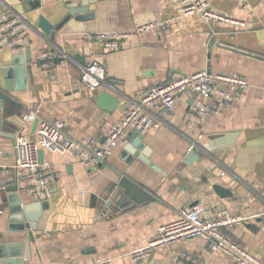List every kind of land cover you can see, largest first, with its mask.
<instances>
[{
    "label": "crops",
    "instance_id": "obj_1",
    "mask_svg": "<svg viewBox=\"0 0 264 264\" xmlns=\"http://www.w3.org/2000/svg\"><path fill=\"white\" fill-rule=\"evenodd\" d=\"M80 1L42 0V12L33 14L43 13L56 25L68 14L67 5ZM178 1L94 0L90 4L92 19L71 17L52 38L38 27L20 0H0V11L11 9L30 24L33 61L27 66L32 74H14L7 79L13 99L4 107V118L11 122L5 128L18 126V133L30 140L36 139V131L23 117L38 108L44 115L66 121L75 137L102 139L124 111H101L93 97L102 90L126 103L137 91L202 70L239 73L250 85L246 96L231 108L204 116L192 127L185 121L192 97L185 95L174 114L162 117V127L145 135L151 148L149 158L160 171L137 162L143 170L137 179L155 197L153 201L120 206L118 196L103 199L119 180L121 168L127 167L122 154L129 139L136 137L132 128L110 159L96 167H86L78 156L45 152L59 172L46 196L35 200L24 190L18 191L22 206L30 207L31 215L37 217L36 229H25L14 216L11 198L16 194L0 186V242H21L32 232L35 241L29 264H93L105 259L115 264H236L223 252L213 251L202 238L181 240L140 262L132 260L134 249L146 245L161 225L176 220L183 208L198 200L212 208L226 206L233 214L244 216L246 221L228 233L264 259V0H244L242 5L238 0H209L216 11L239 22L223 25L207 22L198 14L184 15ZM171 18L174 20L166 29L133 34L126 46L115 51L85 37L86 32L132 31L147 19ZM46 48L65 53L67 64L45 73L39 55ZM20 53L0 49V79L4 69L11 67L13 55ZM93 61L104 63L107 70L108 84L96 91L80 79L82 67ZM194 141H214L220 147L186 164ZM14 143L0 138V165L14 164ZM1 182L14 184L11 172ZM217 183L231 194L218 193L214 189Z\"/></svg>",
    "mask_w": 264,
    "mask_h": 264
},
{
    "label": "built area",
    "instance_id": "obj_2",
    "mask_svg": "<svg viewBox=\"0 0 264 264\" xmlns=\"http://www.w3.org/2000/svg\"><path fill=\"white\" fill-rule=\"evenodd\" d=\"M244 2L238 0L239 5ZM178 5L184 15L198 14L213 24L239 23L216 11L209 0H179ZM173 20L147 19L136 24L132 31L86 32L85 37L98 41L107 51H115L126 46L131 35L164 30ZM29 28L30 24L23 15L11 9L3 10L0 14V49L10 48L17 53L24 52L31 40ZM67 59L65 53H59L52 48L43 49L39 55V62L45 73H50L58 65H66ZM106 76L105 64L93 61L82 67L80 79L83 85L96 91L108 84ZM249 86L246 77L239 73L212 74L207 70L183 74L151 85L127 97L129 106L110 125L104 140L92 136L75 137L62 118L44 115L40 108L35 109L25 114L23 119L33 123L39 118L36 139L30 140L24 133L16 136L15 162L11 166L0 165V181L11 172L20 189L35 200H41L59 176L50 160L45 157L41 162V149L49 153L78 156L86 167H96L110 159L115 146L124 140L129 129H137L142 135H147L150 131L161 128L164 124L162 117L174 114L185 95L192 97L185 117L186 124L192 127L195 121L204 116L219 115L224 109L231 108L236 101L246 96ZM198 146L199 143L194 141L190 150ZM245 221L244 216L233 214L226 206L212 208L203 200H198L183 208L176 220L161 225L146 245L131 252V257L134 262H140L152 257L159 248L181 240L202 238L210 243L213 251L223 252L236 264H264L263 258L228 233L230 228ZM183 256L190 258L186 253ZM93 264L115 263L112 259H105Z\"/></svg>",
    "mask_w": 264,
    "mask_h": 264
},
{
    "label": "water",
    "instance_id": "obj_3",
    "mask_svg": "<svg viewBox=\"0 0 264 264\" xmlns=\"http://www.w3.org/2000/svg\"><path fill=\"white\" fill-rule=\"evenodd\" d=\"M25 7V11L30 14L32 19L37 23L38 27L47 35L55 38L56 30L60 29L64 23H66L71 17H75L77 20L85 21L92 19L94 13L90 11V4L94 0H82L77 4H68V14L66 17L58 24L52 23L49 18L40 13L39 15H34L33 12H42L39 10L42 7V0H20ZM3 10L0 11V14ZM11 50L10 48H7ZM12 51V50H11ZM31 50L28 46L24 52L20 54L13 55V61L11 67H7L4 69V74L2 79H0V138H10L12 140L16 139V135L20 130L19 127L15 126L14 130H9L5 128V125H11L9 119L4 118V107L6 101H11L13 98L10 95L11 91V82L7 80L12 75H27V73L32 74L29 66L33 60L31 58ZM93 100L99 107V109L105 113L113 114L118 108L121 110H125L129 101L126 103H122V100L116 97L108 90H102L94 95ZM39 124V118H36L33 122V131L37 130ZM13 127V126H12ZM18 134H21L19 132ZM134 138L131 137L129 139V145L126 146L125 151L122 154V159L126 162L127 167L121 168V176L118 181L113 182L112 186L108 189L106 195H104L103 199H108L112 194L117 197V204L122 206L125 203L134 202L135 204H141L147 201L155 200V197L146 189L145 185L142 184L138 179L137 175L143 172V170L137 166V162L144 163L149 165L156 171H160L159 168L151 162L149 158V154L151 152V148L145 141V135L139 133L137 129H135ZM134 138V139H133ZM105 139V136L102 140ZM15 144V143H14ZM219 144L221 142L219 141ZM222 145V144H221ZM220 146L217 145L214 141L205 142L199 144L198 147H194L189 150L184 162L186 164H190L199 160L204 154H210L212 151H215ZM40 160L43 162L45 158V151L43 149L39 152ZM225 174V172H224ZM0 186L4 188L6 191H13L16 196L11 198V212L14 216L18 217L22 222V225L27 228L36 229L37 225V217L31 215L30 207H23L21 204V199L19 198L18 191L20 188L16 183L7 185L3 182L0 183ZM214 189L220 193L224 194L227 192L231 194V191L228 189H224L222 185L215 184ZM15 197V198H14ZM3 209L0 208V212ZM2 234L0 233V238ZM35 241L34 234L29 232V235L25 237L21 242H0V264H29L30 260L33 257L31 243Z\"/></svg>",
    "mask_w": 264,
    "mask_h": 264
}]
</instances>
